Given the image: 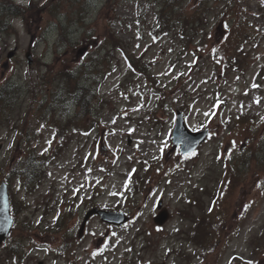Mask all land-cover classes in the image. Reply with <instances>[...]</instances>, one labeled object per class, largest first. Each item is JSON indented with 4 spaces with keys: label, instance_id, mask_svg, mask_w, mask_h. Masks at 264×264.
Masks as SVG:
<instances>
[{
    "label": "rangeland",
    "instance_id": "obj_1",
    "mask_svg": "<svg viewBox=\"0 0 264 264\" xmlns=\"http://www.w3.org/2000/svg\"><path fill=\"white\" fill-rule=\"evenodd\" d=\"M35 1L27 18L13 21L17 30L0 40V85L11 79L23 88L15 108L1 113L0 182L8 178L10 193L26 203L19 219L33 229L26 241L28 255L17 263L2 255L0 264H249L253 258L262 264L261 254H252L257 246L264 251V123L256 129L264 120V0H210L214 9L204 22L205 36L192 37L193 48L205 40L207 45L194 50L185 47L189 37L180 31L163 35L155 17L161 0ZM105 26L122 43L112 53L114 72L100 86L109 102L91 131H66L50 119L47 105L56 85L42 74L63 62L78 68L91 84L87 76L94 73L92 58L103 38L98 31L105 34ZM63 31H69L73 43L62 41ZM32 34L34 59L29 65L25 54ZM241 35L250 51L243 73L207 57ZM11 50L15 54L8 57ZM129 61L151 62L152 72H134ZM151 78L159 89L153 95ZM178 108L193 129H211L195 156L170 151ZM75 112L74 105L69 114ZM242 151L250 153L247 166L238 165ZM28 153L53 159L44 166L40 182L27 188L13 171ZM152 165L157 178L150 173L145 187L138 181L130 189L139 180L137 172L146 176ZM229 166L240 171L233 194L230 185L220 182ZM95 190L100 195L93 203ZM160 199L171 216L159 227L154 216ZM96 202L126 211L131 221L114 226L92 217L85 235L68 250V259L62 257L61 234L44 231L54 230L60 218V224L69 226L64 233L74 229L78 234L85 207ZM196 202L212 216V224L227 221L225 241L211 236L203 242L210 224L199 221ZM66 212L76 217L65 224ZM239 212L246 213L241 222ZM194 220L201 223L197 230H191ZM44 238L47 248L42 249ZM10 241L0 244V252Z\"/></svg>",
    "mask_w": 264,
    "mask_h": 264
},
{
    "label": "trees",
    "instance_id": "obj_2",
    "mask_svg": "<svg viewBox=\"0 0 264 264\" xmlns=\"http://www.w3.org/2000/svg\"><path fill=\"white\" fill-rule=\"evenodd\" d=\"M209 1L210 0H161L159 10L160 22L162 23V26L167 27H170L171 25H179L177 28L182 33H198L201 29L204 30L207 28L204 22L212 8ZM6 2H10L8 4L10 7L17 8L18 11L21 10V6H16L12 0H6ZM11 29V22L4 20V16L0 15V40L4 37L5 33H9ZM62 33V41L67 40L69 33H67L68 36L65 35L64 32ZM115 44L121 45L113 33H106V36L97 47L98 54L102 55L104 53V55H102L103 59L100 58L99 60L98 57H95L92 60L94 65V78L90 85L86 82H81L79 75L77 74L78 69H72L64 65L58 69V76H62L63 79L58 83L56 89L53 90L52 94L54 97L47 105V109L51 112V120L53 123L58 125L63 124L66 121L62 126L64 129H68V126H77L80 131V129L85 130L88 128L89 124H94L98 121L96 117L98 119L100 118L102 109L104 108V98L99 95L98 86L101 81L104 80L108 71L112 70L110 57L112 54V47ZM235 44L238 45L236 48L238 49L240 44L233 42L231 45L227 44L217 48L216 53L223 54L235 50ZM234 60H236L238 65L237 58L234 57L231 61L234 63ZM42 77L46 78L47 74H44ZM19 93L20 88L11 80L1 85L0 120L3 111L15 107ZM74 105L76 112L74 115L69 116V112ZM65 118L70 119L64 120ZM24 166L25 168L22 175L23 177L26 176V181L35 183L41 179L43 175V165L34 155L30 156L29 159L25 161ZM15 208L18 209L19 215L20 207L15 205ZM30 227V223H26L25 221L21 223L20 221L19 226H16L15 234L20 238H23V240L29 238L32 236V229ZM58 230L64 231L60 226H58ZM45 231L49 232L48 230ZM71 242L72 241H70L69 244H71ZM21 251L25 252V246L23 245L22 240L14 239L5 254L7 257H11L20 254Z\"/></svg>",
    "mask_w": 264,
    "mask_h": 264
},
{
    "label": "water",
    "instance_id": "obj_3",
    "mask_svg": "<svg viewBox=\"0 0 264 264\" xmlns=\"http://www.w3.org/2000/svg\"><path fill=\"white\" fill-rule=\"evenodd\" d=\"M30 57V54H28ZM207 131L204 132H192L185 123L182 113L178 112L177 126L174 131V141L176 144H182L183 152H190L194 150L201 142L206 138ZM99 213L102 218L110 223H123L129 218L123 212H112L100 209H92L87 217L92 213ZM167 218V213H162L158 218V222L163 223ZM13 224V218L11 217L10 201L7 194V184L2 183L0 187V242H2L10 232Z\"/></svg>",
    "mask_w": 264,
    "mask_h": 264
}]
</instances>
